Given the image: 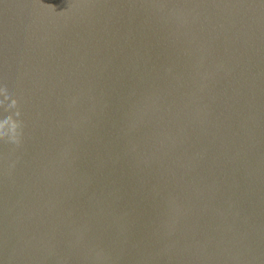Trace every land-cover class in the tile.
I'll return each mask as SVG.
<instances>
[{"label": "water", "instance_id": "95a60500", "mask_svg": "<svg viewBox=\"0 0 264 264\" xmlns=\"http://www.w3.org/2000/svg\"><path fill=\"white\" fill-rule=\"evenodd\" d=\"M0 264H264V0H0Z\"/></svg>", "mask_w": 264, "mask_h": 264}]
</instances>
